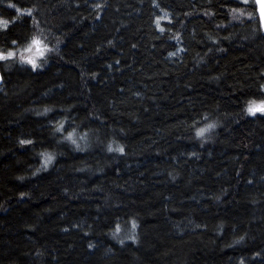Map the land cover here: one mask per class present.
Segmentation results:
<instances>
[{
  "label": "trees",
  "instance_id": "obj_1",
  "mask_svg": "<svg viewBox=\"0 0 264 264\" xmlns=\"http://www.w3.org/2000/svg\"><path fill=\"white\" fill-rule=\"evenodd\" d=\"M13 2L34 19L0 4L17 21L7 41L50 51L37 71L19 63L26 45L0 64V264H264L252 6L233 19L239 0Z\"/></svg>",
  "mask_w": 264,
  "mask_h": 264
},
{
  "label": "snow or ice",
  "instance_id": "obj_2",
  "mask_svg": "<svg viewBox=\"0 0 264 264\" xmlns=\"http://www.w3.org/2000/svg\"><path fill=\"white\" fill-rule=\"evenodd\" d=\"M0 4H3V6L7 9H13L15 13H21L22 9L17 6L13 0H8L7 3H5V0H0ZM252 6V14H249L246 19L248 21L255 20L257 23V32L258 33H264V0H239V2L231 8L232 13L235 15L233 16V19H236L237 16L240 18H245L244 11H240L237 13V9H244L246 6ZM97 7H100V5H97ZM24 16H27L29 18L34 19L33 12L26 11L22 13ZM215 15V13H213ZM169 23L172 21L169 20ZM17 21L15 19L9 18L4 19L3 17H0V34H4L5 40L7 42L6 47H0V64H7L8 62H15L17 60V51L20 46L26 45L24 48L25 52L27 53H33L36 52L37 55L35 56H28L25 57L21 55L19 57V63L21 65L29 66L32 71H37L40 68V64L37 63V58L43 59L44 53L46 51H50V49H47L46 45L43 44V42L36 38L35 36L31 37L30 39L28 37H13L10 41H7V36L10 34V27L14 24H16ZM37 21V25H38ZM157 26L159 28V31L163 33L165 31L164 28L159 27V20H157ZM3 77L0 76V80H2ZM260 92L264 93V85L260 86L259 89ZM47 109L45 110V114L47 113ZM247 113L251 116H256L257 114L264 116V98H261L259 103L257 105L250 106L246 109ZM207 118V117H205ZM209 128L213 127V125H209ZM58 132L63 134L64 132H68V129L65 127L64 123L60 124V127L57 129ZM205 132V129H200L197 132L198 137H203ZM73 132H68V135L66 137L67 140L71 141V143L76 144L77 149L79 150V145L76 143V141L72 138ZM20 143L22 145L24 144H31V140H21ZM109 151H111V148H109ZM119 151L123 153L124 149L120 148ZM49 159H52V157H49ZM137 225L133 221V227H136ZM117 231H119V228H117ZM241 240H243V237H241ZM237 243H240V241H237ZM260 257V253H256L255 257ZM240 264H244V261L241 260Z\"/></svg>",
  "mask_w": 264,
  "mask_h": 264
},
{
  "label": "rangeland",
  "instance_id": "obj_3",
  "mask_svg": "<svg viewBox=\"0 0 264 264\" xmlns=\"http://www.w3.org/2000/svg\"><path fill=\"white\" fill-rule=\"evenodd\" d=\"M23 12H26V11H22L21 13H17V14H19V15H23L22 13ZM157 20H159V27H162V28H164V23H167L168 21H169V16L167 15V14H165V13H161L160 14V16L155 20V25H156V28H157V30L159 31V28H158V26H157ZM165 29V28H164ZM160 32V31H159ZM165 32V31H164ZM163 32V33H164ZM24 52H25V50H24ZM25 57H28V56H35V55H37V53L36 52H33V53H27V52H25ZM181 54V50H178L176 53H174L173 55H171V57L173 56V58L175 57V56H178V55H180ZM38 60H40V58L38 57L37 58V61ZM39 64V63H38ZM259 103V102H258ZM258 103H256V104H254V105H257Z\"/></svg>",
  "mask_w": 264,
  "mask_h": 264
},
{
  "label": "water",
  "instance_id": "obj_4",
  "mask_svg": "<svg viewBox=\"0 0 264 264\" xmlns=\"http://www.w3.org/2000/svg\"><path fill=\"white\" fill-rule=\"evenodd\" d=\"M263 35H264V33H263ZM0 76H2L1 72H0ZM2 83H3V80H0V86L2 85Z\"/></svg>",
  "mask_w": 264,
  "mask_h": 264
}]
</instances>
